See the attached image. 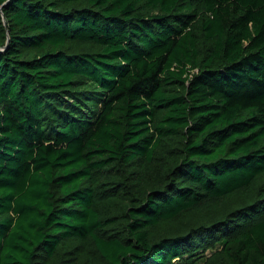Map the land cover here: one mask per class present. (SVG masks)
I'll list each match as a JSON object with an SVG mask.
<instances>
[{
    "label": "trees",
    "instance_id": "16d2710c",
    "mask_svg": "<svg viewBox=\"0 0 264 264\" xmlns=\"http://www.w3.org/2000/svg\"><path fill=\"white\" fill-rule=\"evenodd\" d=\"M0 264H264V0H0Z\"/></svg>",
    "mask_w": 264,
    "mask_h": 264
},
{
    "label": "snow or ice",
    "instance_id": "6c2138e0",
    "mask_svg": "<svg viewBox=\"0 0 264 264\" xmlns=\"http://www.w3.org/2000/svg\"><path fill=\"white\" fill-rule=\"evenodd\" d=\"M5 2L7 3V0H5Z\"/></svg>",
    "mask_w": 264,
    "mask_h": 264
}]
</instances>
